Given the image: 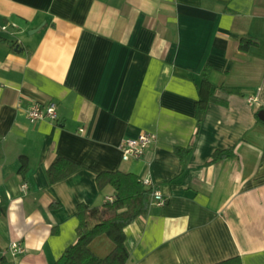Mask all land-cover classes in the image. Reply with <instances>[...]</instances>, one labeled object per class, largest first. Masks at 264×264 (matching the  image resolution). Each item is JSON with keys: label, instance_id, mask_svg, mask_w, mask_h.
I'll return each instance as SVG.
<instances>
[{"label": "crops", "instance_id": "obj_1", "mask_svg": "<svg viewBox=\"0 0 264 264\" xmlns=\"http://www.w3.org/2000/svg\"><path fill=\"white\" fill-rule=\"evenodd\" d=\"M2 23L0 256L55 262L76 239L77 205L114 195L96 175L119 170L165 199L125 227L126 264H264V0H0ZM244 36L257 41L247 52ZM205 65L212 84L238 92L217 89L224 103L197 128ZM49 101L57 121L28 122V106ZM143 131L155 140L123 161L120 142ZM217 150L232 155L211 161ZM56 156L79 167L50 183ZM89 248L104 257L113 243L100 235Z\"/></svg>", "mask_w": 264, "mask_h": 264}, {"label": "trees", "instance_id": "obj_2", "mask_svg": "<svg viewBox=\"0 0 264 264\" xmlns=\"http://www.w3.org/2000/svg\"><path fill=\"white\" fill-rule=\"evenodd\" d=\"M257 41L250 37H241L238 48L247 52ZM211 68L205 65L200 72L197 83V100L195 101L197 128L203 119L205 109L210 102H221L215 96L217 89L226 92H238L236 89L218 87L209 80ZM264 122V120H263ZM1 142V139H0ZM189 148H175L179 158H183ZM232 155L230 150H217L211 155V161L227 158ZM78 165L62 156H56L46 170L50 183L57 182L78 169ZM26 168H21L23 175ZM96 184L99 189L110 185L114 190V199L101 205L89 207L79 203L76 207L78 224L76 239L67 246L61 255L52 264H126L129 260V251L125 245V227L138 216L147 212L150 206V189L146 188L141 179L129 172L102 171L96 175ZM5 214V205L0 203V216ZM105 235L112 243L113 248L104 257L95 255L89 248L91 241ZM1 251V249H0ZM0 264H13L6 257L0 256ZM213 264H242L239 256L229 257Z\"/></svg>", "mask_w": 264, "mask_h": 264}, {"label": "built area", "instance_id": "obj_3", "mask_svg": "<svg viewBox=\"0 0 264 264\" xmlns=\"http://www.w3.org/2000/svg\"><path fill=\"white\" fill-rule=\"evenodd\" d=\"M9 27V23H2L0 30L5 31ZM254 97H248L247 102L252 105ZM25 116L30 123L39 121L56 122L58 119V112L56 104L52 101L47 103L33 102L26 109ZM155 140V135L148 131H143L134 137H125L119 144V151L123 161L137 160L142 158L148 149L149 145ZM142 184L150 189V205H163L165 199L161 192L151 187L148 178L141 179ZM26 186L23 184V188ZM114 196L105 197V202H111ZM9 250L13 254H20L24 251L23 246L18 241H12L9 245Z\"/></svg>", "mask_w": 264, "mask_h": 264}, {"label": "water", "instance_id": "obj_4", "mask_svg": "<svg viewBox=\"0 0 264 264\" xmlns=\"http://www.w3.org/2000/svg\"><path fill=\"white\" fill-rule=\"evenodd\" d=\"M258 117L261 119V120H264V111H260L258 113Z\"/></svg>", "mask_w": 264, "mask_h": 264}]
</instances>
